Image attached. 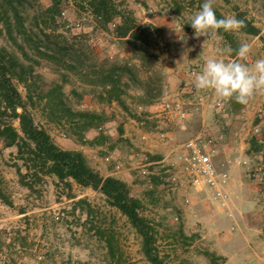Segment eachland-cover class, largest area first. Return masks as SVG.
Listing matches in <instances>:
<instances>
[{"label":"rangeland","instance_id":"rangeland-1","mask_svg":"<svg viewBox=\"0 0 264 264\" xmlns=\"http://www.w3.org/2000/svg\"><path fill=\"white\" fill-rule=\"evenodd\" d=\"M201 3L202 0H111L110 5L116 10L113 13L116 12L117 18L106 26L94 15L91 0H27L24 11L26 23L34 25L41 7L55 4L59 11L54 15L56 22L44 28L47 32L54 30L53 33L62 34L68 40L72 50L67 62L78 66L74 70L41 60L36 73L42 89L46 91L54 84H61L64 98L74 111H90L101 116L92 128L81 131L72 121L51 120L43 111V100L31 108L35 122L47 130L59 147H63L61 140L73 142L77 147L83 146L77 151L83 153L95 170L92 156L98 155L103 158L108 171L120 176L124 171L129 173L131 192L143 200V213L158 230L157 246L161 253L168 255L165 264H202L198 256L208 251V247L204 246L200 228L193 227L195 223L189 222L184 215L183 205L172 203L176 199L172 194L178 192L172 193L156 175L147 178L130 169V166L141 164L142 156L151 152L139 151L133 143L120 136V130L129 120H138L139 123L142 119L143 126L151 133L173 130L187 133L178 135L179 142L200 133L214 138L217 148L214 162L218 169L217 164L224 160L222 150L230 146L236 155L229 161L244 167L250 180H254L252 173L260 174L263 180L254 181L264 192V94L254 95L247 104L235 108L233 99L219 98L210 89L201 92L202 99L186 92L195 78L190 75L191 70L196 68L198 74L207 57L236 58L233 52H224L225 48L233 49L246 42L250 45L248 64L264 57V0H212L213 8L224 16L237 17L241 13L260 31L263 30L261 36L247 34L241 29L231 33L233 44L216 30L206 36H193L194 30L186 21L188 16L199 10ZM150 4L157 10L148 11L152 8ZM145 12L146 16L163 13L170 22L180 23L195 43L187 40L183 44L186 52L178 39L167 43L163 38L164 27L142 22ZM118 13L134 20L133 30L140 35L135 49L131 36L120 37L115 32L120 20ZM0 47L13 49L6 34L0 35ZM189 47L191 51H187ZM180 53L184 54L183 59L176 60ZM186 53L191 56L194 53L191 61ZM112 64L126 65L133 70V74L124 75L119 83V90L123 91V107L116 101L109 102L101 84L92 82L97 80L95 75L101 69ZM16 86L25 97L24 85L16 82ZM182 89L181 97L177 98L185 102L190 113L188 123L182 125L179 119H175L164 122L166 125L162 126H168V129H156L143 118L147 106H160L166 100L164 97L170 95V90L179 92ZM256 126H259V131L254 133ZM165 138L164 142H167L168 135ZM254 140L260 149L249 152ZM242 141L248 143L243 152L247 153L238 156ZM96 143H100L102 148H98L100 145ZM117 163L121 166L119 171L115 168ZM15 164L25 171L22 161L17 159V149L5 148L0 141V264H114L117 260L107 255L105 242L97 233L98 228L115 237V245L123 254L121 264H149L141 249V237L102 193L82 187L73 180L68 186L54 175L43 176L35 184V189L30 190L20 184ZM157 170L160 169L157 167ZM79 200H85L87 204L78 203ZM219 262L222 264L221 260Z\"/></svg>","mask_w":264,"mask_h":264},{"label":"trees","instance_id":"trees-1","mask_svg":"<svg viewBox=\"0 0 264 264\" xmlns=\"http://www.w3.org/2000/svg\"><path fill=\"white\" fill-rule=\"evenodd\" d=\"M26 1L0 0V35L6 34L13 47L12 50L0 47V141L5 148L17 149V159L22 161V167L25 168V171H22L21 166L15 164L20 184L34 190L35 184L40 182L43 176L54 175L68 186L73 180L82 187L99 191L111 206L117 208L127 218L137 235L141 237V249L149 264H165L168 255L161 253L157 246L156 225L143 213V200L132 194L129 184L114 175L102 176L88 163L82 152L60 148L47 130L35 122L31 108H35L36 104L43 100L45 101L43 111L51 120L72 121L81 131L92 128L101 120V116L90 111H74L64 98L61 84H54L46 91L42 89L36 73L41 60H46L56 67L74 70L78 66L67 62L72 50L68 40L62 34L53 33L54 30L47 32L44 28L56 22L54 15L59 11L56 10L55 4L41 7L34 25H28L24 15ZM110 3L111 0H91L94 15L101 19L104 26L117 18L116 12L113 13V10H116ZM214 11L218 18L224 16L218 10ZM237 18L245 22L241 29L243 32L254 36L260 34V29L243 14L238 13ZM133 21L131 16H120L115 32L120 37L131 36L135 49L136 39L140 35L133 30ZM216 31L233 44L230 32H224L222 29ZM126 74H133L132 68L112 64L101 69L98 75H95L97 80L92 82L101 84L109 102L116 101L123 107L124 102L121 99L123 91L119 90V83ZM16 82L24 85L25 97L17 88ZM241 106L237 102L234 105L235 108ZM122 132L123 130H120V133ZM259 147L254 140L249 152H256ZM150 158L158 157L150 155ZM78 203L86 202L79 200ZM88 207L91 209L89 204ZM97 233L100 240L105 242L107 255L117 260L113 263L121 264L123 254L115 245L116 239L113 234L102 228H98ZM180 233L183 234L182 229ZM203 254L208 258L209 264H221L219 260H223L209 251Z\"/></svg>","mask_w":264,"mask_h":264},{"label":"crops","instance_id":"crops-1","mask_svg":"<svg viewBox=\"0 0 264 264\" xmlns=\"http://www.w3.org/2000/svg\"><path fill=\"white\" fill-rule=\"evenodd\" d=\"M152 8L148 11H156L157 8L150 4ZM144 12V11H143ZM161 14H154L146 16V12L142 17L143 23H151L152 25L164 27L162 32L164 33V41L167 43L171 40H176L178 33H175L173 28L178 31L181 28V24L176 22H170L166 17ZM163 16V17H162ZM175 23V24H174ZM160 28V27H159ZM264 30V27H263ZM263 30L260 31L258 36H261ZM181 35L188 36L187 40H192L195 43L189 31L182 26ZM182 43V42H180ZM185 48L186 52V46ZM181 54V53H180ZM176 56V60H182L183 55ZM187 54V53H186ZM194 54V53H193ZM193 54L189 55V60L193 59ZM176 55V54H175ZM175 90V88L173 89ZM170 90V95L164 99L175 100L178 96L181 97L183 89L179 92H173ZM189 90L187 89L186 92ZM205 93V92H204ZM203 102H201V105ZM160 110L158 104L149 105L145 108L143 118L148 123L155 126V128H167L168 126L164 122L159 121L157 112ZM142 119H140L141 121ZM138 121V120H137ZM136 120H129L123 125V132L120 136L126 140V142L133 143L139 151L148 150L151 155L162 158L169 156L172 151H179L180 145L183 141L179 142L178 135L187 134L184 132L167 131L165 137L168 135L169 139L164 142L165 137H161L160 133H151V131L139 125ZM139 121V122H140ZM182 125L190 121L189 118L180 120ZM183 129L185 126L182 127ZM175 129V127H174ZM148 130V131H147ZM146 132L149 137L146 141L141 140V135ZM91 135V131L89 132ZM201 134V133H200ZM199 135V134H197ZM154 136V137H153ZM166 139V138H165ZM178 141V142H177ZM60 144L63 145L62 149L67 150H80L83 146L77 147L73 142L61 140ZM102 148L100 143H96ZM248 143L242 141L239 145L238 156H243ZM82 151V150H81ZM224 160L222 163L217 164L220 170H227L229 173V180L225 186V189L229 195V203L224 208L219 206L216 202L209 198V195L205 189H190L189 199L190 202L185 204L183 197L185 192L179 191L176 195V199L172 203L183 205V213L189 222L193 221L202 231V239H205L204 246L208 247V251L215 253L217 256L223 258L222 264H264V192L261 190V186L254 180L248 178L245 168L241 167L229 160L235 158V153L230 146L222 150ZM93 166L99 171V173L106 177L114 175L127 183L130 181V175L126 171L120 175H115L112 171H108L105 167L102 157L93 155ZM129 184V183H128ZM172 197V198H173ZM196 228V227H195ZM195 228H192L195 230ZM202 264H209V260L204 254L198 256Z\"/></svg>","mask_w":264,"mask_h":264},{"label":"built area","instance_id":"built-area-1","mask_svg":"<svg viewBox=\"0 0 264 264\" xmlns=\"http://www.w3.org/2000/svg\"><path fill=\"white\" fill-rule=\"evenodd\" d=\"M196 72L197 70L194 68L190 75L195 76ZM189 92L191 95H197L202 99L201 92L204 93L205 90L196 89L194 82H192ZM217 104L220 105V102ZM157 114L159 121L165 123L175 119L185 120L190 115L185 107V102L178 98L163 100ZM138 124L143 125L144 121L141 120ZM99 129L102 130L101 127ZM258 131L259 126H256L254 133ZM160 136L165 137V133H160ZM148 137L146 132L141 135L142 140H146ZM180 147L179 151L174 150L169 156L159 159H151L150 154H144L142 156L143 162L130 166V169L136 170L139 175L147 178L156 175L172 193L183 190L185 192L183 202L186 204L190 202L188 195L190 189H205L212 201L225 208L229 203V195L225 189L229 180V173L227 170H219L215 165L214 154L217 148L214 138L199 134L184 141ZM106 160L108 161L109 158L107 157ZM120 167V164L117 163L115 165L116 171H119ZM157 167L160 170H157ZM251 177L257 181L263 180V177L256 172L252 173Z\"/></svg>","mask_w":264,"mask_h":264},{"label":"clouds","instance_id":"clouds-1","mask_svg":"<svg viewBox=\"0 0 264 264\" xmlns=\"http://www.w3.org/2000/svg\"><path fill=\"white\" fill-rule=\"evenodd\" d=\"M186 23L194 30V37L206 36L210 31L219 29L235 33L245 24L243 19L235 16L218 18L212 0H202L199 10L188 16ZM173 29L179 34L177 39L186 44L187 37L180 34L183 33L182 26L179 31ZM187 51H191V47ZM223 51L235 52L236 58L207 57L200 72L195 75L194 87L213 90L219 98H230L241 105L247 104L254 95L264 94V57L248 64L250 45L246 42L239 43L236 49L225 48Z\"/></svg>","mask_w":264,"mask_h":264}]
</instances>
